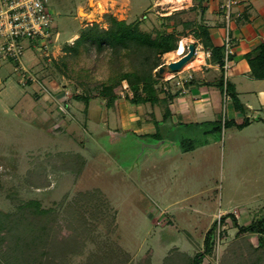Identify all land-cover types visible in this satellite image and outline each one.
<instances>
[{
    "label": "rangeland",
    "instance_id": "rangeland-1",
    "mask_svg": "<svg viewBox=\"0 0 264 264\" xmlns=\"http://www.w3.org/2000/svg\"><path fill=\"white\" fill-rule=\"evenodd\" d=\"M207 1H186L172 10L162 0H47L59 35L47 50L27 43L21 62L32 78L18 82L22 76L11 63L0 69V210L12 213L20 203L37 199L41 207L57 212V224L50 229L86 238L82 252L68 254L57 264H83L96 253H112V262L122 259V264H171L177 257L186 262L203 250L205 233L218 214L228 212L234 218L226 216L213 226V246L203 263L221 264L224 256L232 259L239 253L246 260L257 249L260 235L238 228L264 220V137L259 136L264 126L239 130L229 121L233 99L229 93L223 99L221 68L210 69L218 74L210 77L214 79L209 87L216 120L185 123L179 117H163L165 106L173 107L174 96L165 103L135 104L125 80L106 104L97 90L118 67L132 69L124 49L116 60L109 48L99 51L80 44L75 54L64 48L87 23L107 27L105 14L138 22L140 30L153 35L172 29L174 21L172 32L178 40L183 31L187 44L196 43L191 32L207 24ZM152 8L176 14L167 20ZM223 25L226 30V21ZM160 58L163 62L168 56L164 52ZM164 66L165 71L154 75L160 98L181 89L176 77L165 81L164 73L172 70ZM182 67L180 75L186 76ZM75 94L88 95L87 106ZM135 121L146 123L153 133L133 134ZM205 141L182 153L183 147ZM74 155L81 157L82 165L64 168L68 157L79 163ZM34 170L37 176L42 171L36 184L27 178ZM87 192L91 199L82 198L78 206L84 215L82 226L72 216L67 217L74 225L71 229L61 226L68 204Z\"/></svg>",
    "mask_w": 264,
    "mask_h": 264
},
{
    "label": "trees",
    "instance_id": "trees-1",
    "mask_svg": "<svg viewBox=\"0 0 264 264\" xmlns=\"http://www.w3.org/2000/svg\"><path fill=\"white\" fill-rule=\"evenodd\" d=\"M176 11L164 15V19H173ZM109 21L107 27L101 26L98 22L87 23L81 28V32L76 36L72 44H65V50L71 51L75 54L78 50V46L83 44L86 48L94 46L97 50L102 51L109 48L110 54L117 60L122 49H124L126 56L131 61V70H121L117 68L114 75L107 78V82L103 83L97 90L98 94L106 98V104L110 105L112 100L115 99V88L121 85L122 80H125L132 91L130 100L137 103H151L167 102V98H172L177 95V90H170L166 94L164 93L160 98L158 96L159 91L155 88L156 78L154 75L160 74L158 71L159 65H161L160 55L169 50L175 49L179 37L175 35L172 29L175 27V22H172V29L168 31H156L153 35L149 32H144L139 29L138 22H126L124 19H116L114 16L105 14ZM187 25V23H186ZM181 36H186L187 33L181 32ZM192 36L198 40L204 48L210 50V56L221 65L222 46L214 45L210 39L208 29L206 25H200L196 30H192ZM195 44V42L193 43ZM249 64L248 75L254 78H264V42H261L257 47V53L253 56L247 55L246 57ZM115 63V62H114ZM118 66L115 64L114 66ZM155 70V72H153ZM223 77V73L221 75ZM221 79V78H220ZM193 79L188 80L191 82ZM227 93L231 95L234 105L237 107L239 103L236 97L233 86L230 82H225ZM228 94V95H229ZM75 99L82 100L85 105L89 103L90 97L88 95L75 94ZM237 104V105H236ZM170 116V110L168 106H165L163 117ZM159 122V121H156ZM247 119H244L237 126L239 128L246 125ZM226 125V120L224 121ZM133 134L132 130H130ZM137 136H142L135 134ZM144 135V134H143ZM193 145L183 147V150L192 148ZM74 159H79L76 165L69 157L65 159L64 168H70L71 166L82 165V159L78 155H74ZM69 160V161H68ZM63 163L60 162L56 167H61ZM42 170V169H41ZM35 170L28 173V180L36 184L40 180L39 170L37 175H34ZM42 175V174H41ZM41 182V181H40ZM97 192V190H96ZM95 195H97L95 193ZM88 192L77 195L73 202L68 204L65 208L66 216L63 220L66 222L61 226L69 227L71 229V222L67 221L68 216L74 217L75 223L82 226L84 222V215L78 210V206H81L79 202L82 198L88 199ZM92 196H90L91 199ZM78 214V215H77ZM226 216L234 215L232 212L223 214L220 217L219 222L223 221ZM57 218V212L52 209H46L40 206L37 199H30L26 202H22L17 206L15 212H3L0 210V264H57L61 260H65L68 254L75 255L82 252L84 242L86 238H82L80 235L69 233H58L54 228L50 229V226H55ZM216 220L212 226L206 231L203 240L204 248L201 252H196L193 256L187 257L186 262L176 258L175 261H171V264H204L203 256L212 249V230L216 224ZM59 226V225H58ZM82 233L87 237L86 227H82ZM240 231H250L258 233V247L250 253L246 260H242L240 253L236 254L230 259L228 256L222 258L221 264H264V220L251 221L247 225H241L238 228ZM49 237L46 241V236ZM48 246H47V245ZM46 248V249H44ZM112 254V253H111ZM111 254H92L84 260L83 264H122L112 262ZM238 258V260L236 259ZM168 258H165L167 261ZM231 261V262H230ZM234 261V262H232ZM238 261V262H237ZM163 264H166L163 263Z\"/></svg>",
    "mask_w": 264,
    "mask_h": 264
},
{
    "label": "crops",
    "instance_id": "crops-1",
    "mask_svg": "<svg viewBox=\"0 0 264 264\" xmlns=\"http://www.w3.org/2000/svg\"><path fill=\"white\" fill-rule=\"evenodd\" d=\"M116 1L123 3L124 1L129 2V0ZM186 1L190 4L192 0ZM164 2L165 4H170V2ZM223 2L224 0H208L205 3V16L206 26L212 43L223 47L227 30L230 45L233 49V52L229 56L230 71H228L227 79L228 82L232 84L239 103L237 107H234L232 102L231 109L234 114L229 118V121L233 122L232 124L239 130H243L251 125L255 126L257 129L260 128V125L264 126V78H254L248 75L249 64L246 57L247 55H255L258 45L264 42V0H236V2L231 5L229 21L228 24L226 23V30L223 25L226 21L225 10L222 5ZM203 58L205 59V65H198V68L191 67L192 69L186 68V70L183 71L185 74L186 71L191 72V79L193 80L191 82L186 81L183 87L179 85L181 89L178 93L184 94L175 95L173 97V107L169 108L171 118L173 116L179 117V119L185 123H208L216 120L212 112L213 105L210 103L212 92L209 87L210 82L214 79L210 77L218 74H214L210 69L214 68L220 71L221 65L212 61L213 59L211 56H203ZM10 63L11 62L7 60H3L0 62V69L2 70L4 67L7 68V64ZM202 66L205 67V70ZM172 110L175 111L176 114H174ZM193 118H195L196 121H191ZM244 119H247L246 125L239 128L237 125ZM161 121V123H164V120ZM148 127L150 128V126L144 122L135 121V123L133 122L131 125V130L139 135L153 133L151 132L152 130L150 131V129H147ZM258 134L259 133H257V135ZM259 136L263 138L264 132L261 133V135L259 134ZM204 144H207V141H205V143L193 145L192 148L187 150L182 149V153H189L199 145L201 146Z\"/></svg>",
    "mask_w": 264,
    "mask_h": 264
},
{
    "label": "built area",
    "instance_id": "built-area-1",
    "mask_svg": "<svg viewBox=\"0 0 264 264\" xmlns=\"http://www.w3.org/2000/svg\"><path fill=\"white\" fill-rule=\"evenodd\" d=\"M185 1L186 0H181L180 5H183ZM235 2L236 0H224L222 3L225 10L227 24L229 21L231 5ZM160 8L162 10L163 7ZM173 9L175 10V8H172V10ZM172 10H170L168 13H171ZM152 11L158 12L160 15H164L165 13V11L161 13L155 8H152ZM58 35L59 32L53 29L52 16L47 9V0H0V57L3 60L11 62L12 69L22 76L18 79V82L24 83L23 80L32 78L31 75L25 73L27 69L21 62L22 54L27 43L33 42V45L38 50H47V47L55 42ZM198 50H202L205 57L210 56V50L208 48L204 49L200 43H195L192 57L197 54ZM187 51L188 44L185 43L183 51L178 54L176 58H166V60H164L161 65H166L169 61L178 59ZM232 52L233 49L230 45L228 32L226 30L221 55V68L224 78V100L228 98L225 82L228 76V69L230 68L229 56ZM45 54H47V52H45ZM205 64L206 63L204 59V61L199 65ZM187 69L192 68L189 67ZM181 71L182 70L180 69L170 71L171 76L168 78L165 76L164 79L167 80L176 77V83L183 87L184 83L192 78V74L191 72H188L186 76H183L180 75ZM220 217V214H218L217 223H219Z\"/></svg>",
    "mask_w": 264,
    "mask_h": 264
},
{
    "label": "bare ground",
    "instance_id": "bare-ground-1",
    "mask_svg": "<svg viewBox=\"0 0 264 264\" xmlns=\"http://www.w3.org/2000/svg\"><path fill=\"white\" fill-rule=\"evenodd\" d=\"M162 1H167L170 2V5L173 8H180L181 5V0H162ZM99 3V2H98ZM75 36V35H74ZM189 39L186 37H182L178 42H177V46L175 49L169 50L167 52H165V55L168 56V58H176V56L178 54H180L183 49H184V44L188 41ZM204 54L202 50H198L197 54L190 58L184 65L182 68H189V67H197L200 63H202L204 61L203 58ZM165 76L168 78L171 76V72L170 71H166Z\"/></svg>",
    "mask_w": 264,
    "mask_h": 264
},
{
    "label": "water",
    "instance_id": "water-1",
    "mask_svg": "<svg viewBox=\"0 0 264 264\" xmlns=\"http://www.w3.org/2000/svg\"><path fill=\"white\" fill-rule=\"evenodd\" d=\"M194 53V44L192 42L188 43V51L183 54L182 56H180L178 59L176 60H171L169 61L166 66L171 69L172 71L180 69L181 66H183L190 58H192ZM165 69L164 65H159L158 67V71L159 73L163 72ZM150 146H156L154 144H147Z\"/></svg>",
    "mask_w": 264,
    "mask_h": 264
}]
</instances>
